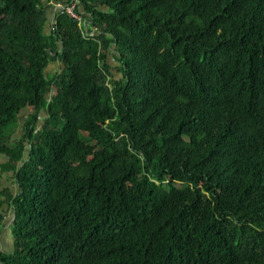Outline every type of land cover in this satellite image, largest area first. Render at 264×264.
<instances>
[{"label":"trees","instance_id":"1","mask_svg":"<svg viewBox=\"0 0 264 264\" xmlns=\"http://www.w3.org/2000/svg\"><path fill=\"white\" fill-rule=\"evenodd\" d=\"M55 1L0 0V262L264 264V0Z\"/></svg>","mask_w":264,"mask_h":264},{"label":"crops","instance_id":"2","mask_svg":"<svg viewBox=\"0 0 264 264\" xmlns=\"http://www.w3.org/2000/svg\"><path fill=\"white\" fill-rule=\"evenodd\" d=\"M47 3L51 10H56V1L55 0H44ZM5 158L0 157V162H3ZM16 194L17 187L14 183V179L11 172H5L1 175L0 180V216L2 221L0 224V252L1 253H10L13 250V237L11 233V224L13 219V214L10 206L6 202L8 195L6 193ZM5 191V192H4ZM0 264H5L0 262Z\"/></svg>","mask_w":264,"mask_h":264},{"label":"rangeland","instance_id":"3","mask_svg":"<svg viewBox=\"0 0 264 264\" xmlns=\"http://www.w3.org/2000/svg\"><path fill=\"white\" fill-rule=\"evenodd\" d=\"M61 6H63V4L61 2H56V10L57 11H61ZM71 5H69L68 7H70ZM64 8H65V5H64ZM54 11V10H53ZM56 12V11H54ZM59 69V64L58 62H54V63H51L48 65V67L46 68V72H50L52 73L53 71L55 70H58ZM27 114V111H22V113L20 114V117L23 118L25 117V115ZM24 119V118H23ZM18 133H20V129H18ZM18 135V134H17Z\"/></svg>","mask_w":264,"mask_h":264},{"label":"built area","instance_id":"4","mask_svg":"<svg viewBox=\"0 0 264 264\" xmlns=\"http://www.w3.org/2000/svg\"><path fill=\"white\" fill-rule=\"evenodd\" d=\"M68 6H69V5H65V8H64V5L61 6V11L65 10V12H66L69 16H71V17H73V18H77L78 20L81 19V18L75 13V11H74V4H71L70 7H68Z\"/></svg>","mask_w":264,"mask_h":264}]
</instances>
